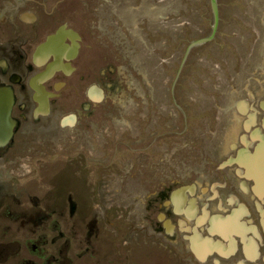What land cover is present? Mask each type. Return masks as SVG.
I'll use <instances>...</instances> for the list:
<instances>
[{
    "label": "rangeland",
    "instance_id": "374dc122",
    "mask_svg": "<svg viewBox=\"0 0 264 264\" xmlns=\"http://www.w3.org/2000/svg\"><path fill=\"white\" fill-rule=\"evenodd\" d=\"M43 9L36 10L39 26L62 18L59 23L83 38L77 69L87 78L84 96L78 100L72 89L62 92L60 112L55 106L53 114L59 120L50 130L22 125L18 151L2 152L0 191L4 197L38 192L34 202L39 203L59 190L62 174L67 189L85 190V200L95 204L94 212L82 217L74 250L84 257L77 264H151L154 259L144 254L156 247L159 200L150 195L157 176L179 180L174 187L192 185L202 176L214 179L207 159L219 161L221 147L238 130L227 114L233 101L264 89V0H58ZM109 65L117 84L106 89L93 71L100 78ZM92 86L108 101L116 94L114 103L88 102L85 94ZM85 105L97 112L87 116ZM77 115V129L69 130V120ZM81 154L84 167L76 163ZM98 183H105L107 195ZM159 199L165 203L169 196ZM46 204L55 206V199ZM124 206L131 208L130 223L119 213ZM27 208L19 202L17 229L12 220L4 221L23 249L41 232L23 225L29 221L23 215ZM143 216L146 240L139 234ZM60 217L51 214L45 222L54 224Z\"/></svg>",
    "mask_w": 264,
    "mask_h": 264
},
{
    "label": "flooded vegetation",
    "instance_id": "af4514ba",
    "mask_svg": "<svg viewBox=\"0 0 264 264\" xmlns=\"http://www.w3.org/2000/svg\"><path fill=\"white\" fill-rule=\"evenodd\" d=\"M55 3L58 0H0V89L13 93L12 115L16 122L11 139L0 144V161L3 151H18L17 135L23 124L40 125L39 130L47 131L58 123L59 116L53 115L55 106L60 112L58 103L67 89H72L78 100L84 96L81 89L87 78L79 75L77 69L83 38L65 22L59 23L62 18L45 20L39 26L38 6L45 9ZM112 68H104L100 78L93 71L95 80L101 86V79L106 89L117 84ZM40 75L45 77L38 79ZM247 95L234 100L227 112L237 124L234 130L239 131L234 132L229 145L224 143L221 147L223 157L219 161L207 159V165L214 168V179L202 176L192 185L174 187L179 180L157 176L155 191L150 195V199L159 200L155 212L157 232L153 233L156 247L144 254L154 259L151 264H264V89ZM116 96L109 95L108 101L97 86L90 87L85 94L95 106L114 103ZM29 103L37 110L31 111ZM47 108L46 115H42ZM83 110L87 116L97 112L86 105ZM80 119L78 115L70 119L68 129H77ZM77 137L82 138L83 133L78 131ZM143 137L144 134L140 138ZM158 138L153 140L158 142ZM81 155L76 163L84 167L87 161ZM60 176L59 190L39 203L34 202L38 192L27 196L28 192L21 193L25 197H4L0 191V264H77L83 259L84 254H75V241L80 240L82 217L93 213L95 204L85 200V190L67 189L66 178ZM2 178L0 168V183ZM103 184L98 183L97 188L107 195ZM165 195L169 200L160 202L159 198ZM51 197L55 206L46 204ZM19 202L28 207L23 215L29 221L23 225L41 231L25 241V249L11 234L13 226L4 223L12 220L17 229ZM130 210L129 206L119 209L127 223L131 222ZM168 211H172L171 216ZM56 213L61 217L54 224H46L45 220ZM139 221V234L146 240V217Z\"/></svg>",
    "mask_w": 264,
    "mask_h": 264
},
{
    "label": "water",
    "instance_id": "95a60500",
    "mask_svg": "<svg viewBox=\"0 0 264 264\" xmlns=\"http://www.w3.org/2000/svg\"><path fill=\"white\" fill-rule=\"evenodd\" d=\"M5 97H8V100L6 101L7 102L6 107H4L5 106V100L3 99ZM13 106H14V98H13L12 91L9 89H6V88L0 89V115L5 113L6 114L5 118L9 121V124H10V127L7 130L6 136L4 137L3 140H0V144H3V145L8 143V141L13 136L14 125H15V123L12 119V116H11Z\"/></svg>",
    "mask_w": 264,
    "mask_h": 264
},
{
    "label": "bare ground",
    "instance_id": "6f19581e",
    "mask_svg": "<svg viewBox=\"0 0 264 264\" xmlns=\"http://www.w3.org/2000/svg\"><path fill=\"white\" fill-rule=\"evenodd\" d=\"M43 48H41V50H43ZM44 77H45V75H41V76L38 77V79H43ZM3 99L5 100V106L4 107H6V104H7L6 101L8 100V97H5ZM5 117H6L5 113L0 115V140L4 139V137L7 134V130L10 127L9 121Z\"/></svg>",
    "mask_w": 264,
    "mask_h": 264
}]
</instances>
